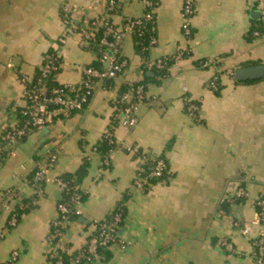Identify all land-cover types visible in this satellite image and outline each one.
<instances>
[{
    "label": "crops",
    "instance_id": "0c3cea01",
    "mask_svg": "<svg viewBox=\"0 0 264 264\" xmlns=\"http://www.w3.org/2000/svg\"><path fill=\"white\" fill-rule=\"evenodd\" d=\"M115 1L108 17L118 29L144 13L140 0ZM194 1L189 39L181 31L182 0H158L157 43L146 56L136 53L132 35L124 32L121 74L98 84L83 111L52 118L45 131L23 138L9 156L2 136L17 124L26 105L20 78H33L47 53L57 48L61 69L56 82L78 84L81 68L96 65L97 54L78 34L65 32L63 10L88 22L105 15V1L0 0V264L12 252L18 254L16 264L46 263L60 189L47 183L16 226L7 222L12 211H21L19 205L26 207L34 198L31 177L52 156L50 179L73 174L88 162L78 185L85 195L81 215L67 225L61 240L68 253L85 245L93 221L107 219L121 204L120 235L128 247H113L92 264H255L250 241L236 223L252 220L253 201L264 197V77L237 83L226 71L264 67V36H251L259 25L253 13L259 7L257 0ZM179 54L165 77L144 70L145 61ZM211 60H217L216 66H198ZM215 75L217 92L209 87ZM139 83L149 102L138 105L136 125H114L116 100ZM184 97L199 106L195 120L185 113ZM108 130L115 146L105 167L93 149ZM145 156L165 160L167 181L140 190L133 182ZM239 188L246 198L226 203ZM7 191L13 192L14 202H6ZM223 241L232 251L222 247Z\"/></svg>",
    "mask_w": 264,
    "mask_h": 264
},
{
    "label": "built area",
    "instance_id": "2783aa9c",
    "mask_svg": "<svg viewBox=\"0 0 264 264\" xmlns=\"http://www.w3.org/2000/svg\"><path fill=\"white\" fill-rule=\"evenodd\" d=\"M105 1V15L99 19L88 22L76 21L63 10L62 24L66 33L75 32L82 40L84 46L96 47L93 49L97 54V66H86L81 68V78L76 85L47 86V81L56 80V76L61 69V56L57 48L47 53L44 61L39 68V76L36 79L22 76L21 84L24 85L25 107L20 112V118L14 127L4 131L2 141L7 147V155L14 156L15 150L20 141L34 131L45 128L52 118L67 119L74 113L83 111L89 104L94 95L98 84L110 81L116 78L126 67V60L121 56L122 37L124 32L131 35L137 30L142 29L145 23H154L155 10L158 7V0H140L144 13L140 18L127 21L121 29L116 28L110 21L108 14L115 9V0ZM259 12L258 28L251 31L253 38L264 36V0H257ZM195 14V1L182 0L180 10L181 31L185 38L191 37L190 21ZM143 31L140 32V35ZM156 37H149L148 45L145 50L155 46ZM182 54L174 57H162L153 61H148L147 69L157 73L168 71L171 64L179 59ZM217 60L200 61L198 66L202 69L210 66H216ZM235 72L226 71V74L235 80ZM157 78H162L157 75ZM212 91H218V76L215 75L209 83ZM186 88L182 92L186 93ZM145 86L136 84L131 86L125 93L121 94L116 100V109L113 116L114 125L125 129H132L136 125V110L139 104L148 103ZM185 113L191 119L197 118L199 110L198 104L184 97ZM102 138L107 141L109 146H115L114 138L110 130L106 131ZM103 156V166H108V155ZM93 152L98 153L96 147ZM152 159L154 161L153 170L145 173L142 168L134 179L133 186L140 190L148 188L152 179L162 177L166 172L167 166L163 158L156 156H145L144 162ZM55 157H50L44 162H40L32 176L30 185L34 190V198L30 205L36 204V201L43 194V187L47 183H54L61 191L68 195L67 199H62L57 203V215L51 223V231L48 236L49 248L46 252L45 264H64V257H69V264H92L103 260L101 251L110 250L117 247L121 250L128 247L121 235L120 229L124 217L122 212L114 211L104 220L93 221L92 234L89 236L85 245L75 252L68 253L62 246L61 240L65 235L67 225L72 221L71 217L81 215L80 205L82 204L81 191L77 188L70 189L60 178L50 179L47 176L48 170L52 167ZM247 194L244 189L239 188L233 198H226V203H233L238 200H244ZM6 202H14V194L11 191L6 192ZM21 209L23 205H19ZM254 216L250 221L236 223L240 235L250 241L252 247V258L255 264H264V197H258L253 201ZM18 222V214L12 211L8 220V226L14 227ZM1 237V236H0ZM222 247L227 251H232L229 242L223 241ZM18 254L12 252L8 260L3 264H16Z\"/></svg>",
    "mask_w": 264,
    "mask_h": 264
},
{
    "label": "trees",
    "instance_id": "16d2710c",
    "mask_svg": "<svg viewBox=\"0 0 264 264\" xmlns=\"http://www.w3.org/2000/svg\"><path fill=\"white\" fill-rule=\"evenodd\" d=\"M63 16V15H62ZM258 27V25H257ZM257 27H254V29H256ZM154 23H145L143 25V28L142 29H137L133 34H132V37H133V40H134V43H135V51L137 54H139L141 57H145L146 56V53H147V50H145V48L147 47L148 45V41H149V37L151 36H155V32H154ZM252 29V30H254ZM143 31V34L140 35V32ZM91 50L95 49L96 47H90ZM148 61H145L144 62V70L146 71L147 70V67H146V64H147ZM91 66H97L96 65H91ZM250 67V66H248ZM155 76H160V77H165L167 75V71H162V72H155L153 70ZM145 73V72H144ZM39 76V70L37 71V73L34 75L33 79H36L37 77ZM237 83H239L238 81H236ZM57 82L56 80L53 82L51 81V79H49L47 81V86H53V85H56ZM141 84V83H139ZM96 147V150L97 152L103 157L105 155H107L109 153V151L111 149H114V146H109L107 144V141L102 138L100 140V142L95 146ZM169 148V145L168 147ZM87 166H88V162L87 161H84L83 164L79 167V169L73 173V174H64L62 176H60L59 178L64 181L65 183H67L68 187L70 189H75L77 188V191H80L79 188H78V185L80 184V182L82 181L85 173H86V169H87ZM153 166H154V161L152 159H148V161H146L143 166H142V169L145 173H149L153 170ZM34 174V173H33ZM33 176V175H32ZM166 172H164L162 174V177L161 178H158V179H152L150 182H149V185L151 186L152 184H155V183H158V182H164V181H167L166 180ZM32 179V177H31ZM31 182V181H30ZM82 194V203L84 201V198H85V195L81 192ZM68 198V195L64 194V193H61V199H67ZM240 200L236 201V202H239ZM227 206L226 203L223 204V207ZM31 205L30 203L26 204V207L24 206V208L21 210V211H17V214H18V221H19V218L21 216L22 213L28 211L30 209ZM114 211H120L122 212V216L124 217V210H123V207L120 205H118L117 208L114 209ZM113 211V212H114ZM71 219H74V217H71ZM107 250L105 251H101V255L103 256L104 258V253L106 252ZM64 257V264H69V257L67 256H63Z\"/></svg>",
    "mask_w": 264,
    "mask_h": 264
},
{
    "label": "water",
    "instance_id": "95a60500",
    "mask_svg": "<svg viewBox=\"0 0 264 264\" xmlns=\"http://www.w3.org/2000/svg\"><path fill=\"white\" fill-rule=\"evenodd\" d=\"M259 20V12H253ZM264 77V67L263 66H250L239 68L235 72V79L238 82H245L251 80H257ZM45 131V128H43ZM82 220V218H81Z\"/></svg>",
    "mask_w": 264,
    "mask_h": 264
}]
</instances>
